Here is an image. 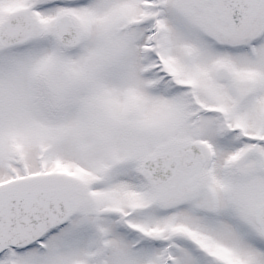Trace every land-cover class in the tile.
I'll return each mask as SVG.
<instances>
[{"label":"snow or ice","instance_id":"6c2138e0","mask_svg":"<svg viewBox=\"0 0 264 264\" xmlns=\"http://www.w3.org/2000/svg\"><path fill=\"white\" fill-rule=\"evenodd\" d=\"M0 264H264V0H0Z\"/></svg>","mask_w":264,"mask_h":264}]
</instances>
